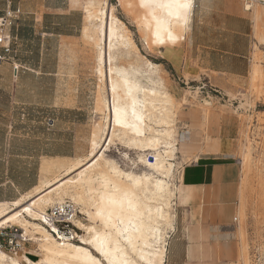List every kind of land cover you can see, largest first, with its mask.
Masks as SVG:
<instances>
[{"label": "bare ground", "instance_id": "obj_1", "mask_svg": "<svg viewBox=\"0 0 264 264\" xmlns=\"http://www.w3.org/2000/svg\"><path fill=\"white\" fill-rule=\"evenodd\" d=\"M193 7L194 0H134L132 4L143 40L165 39L169 44L187 33ZM83 9L82 38L95 49L98 80L94 103L99 120L90 131L89 155L117 143L150 149L151 160L140 158L152 172L125 171L104 158L103 151L90 161L82 156H46L38 184L14 201L0 202V228L19 226L42 256L32 260L22 249L12 257L0 249V264L164 263L168 233L175 228L176 187L172 190L169 180L178 143L177 104L159 64L141 58L130 31L107 0H84ZM128 55L137 62L118 63L120 56ZM258 68L251 69L253 86L260 76ZM200 117L207 118L206 114ZM248 155L243 153L242 160ZM65 200L72 201L87 220H74L82 230L78 244L60 242L42 222L47 208Z\"/></svg>", "mask_w": 264, "mask_h": 264}, {"label": "crops", "instance_id": "obj_2", "mask_svg": "<svg viewBox=\"0 0 264 264\" xmlns=\"http://www.w3.org/2000/svg\"><path fill=\"white\" fill-rule=\"evenodd\" d=\"M7 1L0 0V14ZM244 1L194 0L181 69H201L205 73L199 75L215 74L223 80L245 77L252 20ZM11 5L21 14L9 28L12 52L0 66V202L14 201L35 187L48 157H74L62 145L54 152L49 136L58 124L56 113L80 108L68 105L69 93L62 82H68L69 66H79V60L64 50L83 39L85 24L84 0H11ZM183 138L194 143L190 136ZM227 154L217 145V150L200 152L181 168L178 181L188 200L178 204L163 264L238 261L239 167Z\"/></svg>", "mask_w": 264, "mask_h": 264}, {"label": "rangeland", "instance_id": "obj_3", "mask_svg": "<svg viewBox=\"0 0 264 264\" xmlns=\"http://www.w3.org/2000/svg\"><path fill=\"white\" fill-rule=\"evenodd\" d=\"M107 2L113 7L114 15L130 31L141 58L159 64L161 75L177 104L178 143L172 160L173 175L169 180L170 188L174 190L176 187L172 209L175 212L174 227L178 220V204L188 200L178 181L181 168L193 161L194 155L215 151L218 145L221 151H227L232 161L237 160L239 167L236 215L240 254L234 264H264V0L244 1V7L247 3L252 4L248 9L252 20V51L250 69L240 81L216 79L215 74H212L211 78L205 74L202 76L199 74L205 72L201 69L198 72L187 71L186 67L181 69L180 61L186 63V34L173 44H169L165 39L155 43H151L150 38L145 41L143 32L135 22L136 13L132 9L134 0ZM67 53L79 60V66L68 67L69 79L68 82H62V86L63 89L64 85L67 86L68 105L80 108L64 109L65 111L56 113L58 124L49 136L54 152L62 145L64 152L86 157V160L90 161L103 151L104 158L114 160L125 171L136 174L152 172L142 161L151 160L150 149L130 148L117 143L110 144L107 148H98L92 156L89 155L90 131L99 120L94 103L98 83L94 70L95 49L90 42L80 39L74 48L64 50V54ZM130 62H137L132 55L118 58L120 64ZM252 66H257L260 70V76L254 86L250 78ZM77 94L79 96H76ZM80 94L83 97H80ZM204 114L207 118L202 121L200 115ZM221 126L224 128L222 131ZM183 136H190L194 143H190L189 139ZM243 153H249L245 163L242 160ZM77 219L87 222L85 215L80 211ZM13 226L22 231L19 226ZM172 234L171 231L168 233L167 241ZM78 243L79 241L74 244ZM3 250L12 257L19 254H12L9 249ZM23 250L32 260L42 256L36 242L28 236ZM92 252L97 255L95 251Z\"/></svg>", "mask_w": 264, "mask_h": 264}, {"label": "built area", "instance_id": "obj_4", "mask_svg": "<svg viewBox=\"0 0 264 264\" xmlns=\"http://www.w3.org/2000/svg\"><path fill=\"white\" fill-rule=\"evenodd\" d=\"M20 14L21 9L18 6L13 7L11 0L7 1L6 8L0 14V66L12 52L14 37L9 28L18 21ZM17 68L14 66L15 70ZM78 214L79 210L76 205L70 200H65L49 207L42 222L60 242L76 243L82 232L74 223ZM26 241L27 236H24L23 231L15 226L0 228V249H9L13 252L12 254H15L21 252Z\"/></svg>", "mask_w": 264, "mask_h": 264}, {"label": "snow or ice", "instance_id": "obj_5", "mask_svg": "<svg viewBox=\"0 0 264 264\" xmlns=\"http://www.w3.org/2000/svg\"><path fill=\"white\" fill-rule=\"evenodd\" d=\"M177 7H187V5H180V4H177Z\"/></svg>", "mask_w": 264, "mask_h": 264}]
</instances>
